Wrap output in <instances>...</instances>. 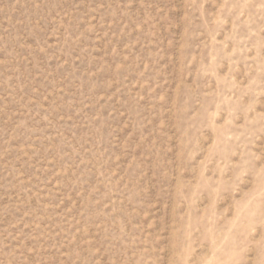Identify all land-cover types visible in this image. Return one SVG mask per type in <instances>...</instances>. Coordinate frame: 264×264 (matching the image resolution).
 Instances as JSON below:
<instances>
[{
	"label": "rangeland",
	"instance_id": "374dc122",
	"mask_svg": "<svg viewBox=\"0 0 264 264\" xmlns=\"http://www.w3.org/2000/svg\"><path fill=\"white\" fill-rule=\"evenodd\" d=\"M0 264H264V0H0Z\"/></svg>",
	"mask_w": 264,
	"mask_h": 264
}]
</instances>
